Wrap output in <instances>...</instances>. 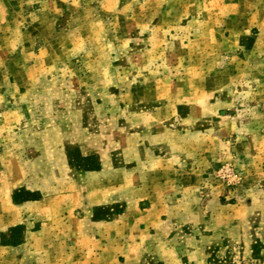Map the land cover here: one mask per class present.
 Instances as JSON below:
<instances>
[{"label":"rangeland","instance_id":"rangeland-1","mask_svg":"<svg viewBox=\"0 0 264 264\" xmlns=\"http://www.w3.org/2000/svg\"><path fill=\"white\" fill-rule=\"evenodd\" d=\"M0 264H264V0H0Z\"/></svg>","mask_w":264,"mask_h":264},{"label":"trees","instance_id":"trees-1","mask_svg":"<svg viewBox=\"0 0 264 264\" xmlns=\"http://www.w3.org/2000/svg\"><path fill=\"white\" fill-rule=\"evenodd\" d=\"M70 161H71V158H70Z\"/></svg>","mask_w":264,"mask_h":264}]
</instances>
